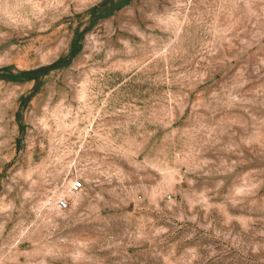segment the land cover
<instances>
[{
    "label": "rangeland",
    "instance_id": "374dc122",
    "mask_svg": "<svg viewBox=\"0 0 264 264\" xmlns=\"http://www.w3.org/2000/svg\"><path fill=\"white\" fill-rule=\"evenodd\" d=\"M0 264H264V0H0Z\"/></svg>",
    "mask_w": 264,
    "mask_h": 264
},
{
    "label": "built area",
    "instance_id": "2783aa9c",
    "mask_svg": "<svg viewBox=\"0 0 264 264\" xmlns=\"http://www.w3.org/2000/svg\"><path fill=\"white\" fill-rule=\"evenodd\" d=\"M81 187V183H75L74 184V189L75 190H78L79 188ZM58 207L60 208V209H66L67 207H68V203H67V201L65 200V199H60L59 201H58Z\"/></svg>",
    "mask_w": 264,
    "mask_h": 264
}]
</instances>
